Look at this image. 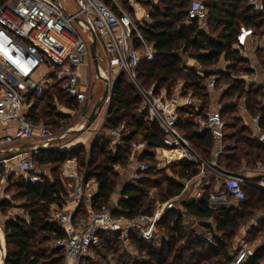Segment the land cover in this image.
Here are the masks:
<instances>
[{
  "label": "built area",
  "instance_id": "2783aa9c",
  "mask_svg": "<svg viewBox=\"0 0 264 264\" xmlns=\"http://www.w3.org/2000/svg\"><path fill=\"white\" fill-rule=\"evenodd\" d=\"M71 1L77 7L76 13L68 11L60 0H0V128H13L0 136V150H4L0 151V216L2 202L11 199L8 188L14 179L31 184L53 182L51 171L37 166L35 158L57 140L64 139L65 133L54 137L45 126L37 129L28 118V112L32 102L40 101L53 82L59 83L67 97L82 111L88 107L94 95L90 79L82 74V69L89 70L93 33L97 46L100 44L102 48L101 54L97 51L96 79L109 85L108 97L101 110L104 105H109L116 80L124 76L141 96V113L159 128L163 137V146L154 149L141 138L130 143L128 164L113 166V171L124 179L122 187L136 185L146 172H160L171 164L188 162L198 172L181 180V193L166 201H162L155 190L149 191L146 208L149 211L144 209L131 218L115 214L116 210L121 211L119 206L97 211L93 200L99 185L85 179L76 158L67 159L60 173L66 195L60 204L50 208L48 217V222L61 228L66 236L52 241L51 249L62 251L65 264H88L86 260L93 259L102 250L103 243L113 241L115 236L128 252L132 249L131 238L134 236L157 244L163 239L160 224L169 212L181 214L184 224L194 230L201 241L213 245L216 239L222 240V233L213 220L200 221L189 216L185 205L207 200L210 210L241 212L247 187L264 192V162L254 167L243 162L236 170L226 165L230 149L235 148L236 143L226 132L229 126L223 119V112L229 108L240 109L242 116L248 119L246 125L251 138L264 146L260 116L251 117L245 100L238 96L223 100V90L216 89L218 76H211L206 82L209 104L203 116H196L202 109V101L196 98L193 90H185L184 83L172 91L166 88L157 91L156 85L144 87L139 81L138 69L143 63H155L157 52L143 34V30L151 26L150 9L138 0ZM247 8L251 19L264 16V0H248ZM187 15L188 25L197 22L201 29H206L210 13L203 0H191ZM233 50L248 61L253 73L256 72L255 66L251 65V56L264 52V26L257 30L240 24ZM249 84L246 82L247 87ZM260 102L264 108V99ZM55 106L60 110L68 109L59 103ZM182 110L188 111L187 117L181 115ZM193 116H196V132L212 139L207 156L198 151L182 131L188 117ZM107 120L108 112L105 122ZM81 129L83 126L79 127ZM130 134L125 122L106 130L111 151L117 153L124 147ZM35 138L41 139L43 144L31 148L11 146ZM62 150L58 148V151ZM146 154L151 155L153 161L143 160ZM80 208H83V215L76 218ZM260 221L256 216L248 226L238 228L236 240L239 242L228 264H248L264 249V232L254 235ZM6 253L5 222L0 218V264Z\"/></svg>",
  "mask_w": 264,
  "mask_h": 264
},
{
  "label": "trees",
  "instance_id": "16d2710c",
  "mask_svg": "<svg viewBox=\"0 0 264 264\" xmlns=\"http://www.w3.org/2000/svg\"><path fill=\"white\" fill-rule=\"evenodd\" d=\"M138 1L152 10L150 13L153 23L148 29L143 30V34L157 52L155 63L140 65L138 77L141 84L146 88L156 85L157 91L163 88L172 91L178 79L182 78L185 82V90H193L195 96L202 100V109L196 116H203L209 104L206 82L211 76H218L216 89L224 82L223 100H229L234 96L245 100L249 115L260 116L259 125L264 131V108L261 107L260 102L264 99V87H257L255 84L247 87L246 82L233 78L241 73L247 75L253 73L248 61L242 59L238 51L233 50L238 27L240 24H246L259 30L264 26V16L258 18L259 21L249 18L248 0H203L210 13L204 30L197 22L187 24V9L191 0H163L167 3L163 12L160 9H153L151 0ZM180 52L189 53L190 58L203 69V73L195 68L181 66ZM223 56L230 63L226 71L220 70ZM258 58H261L260 64L264 66V52L260 51ZM213 69H217L218 72H213ZM55 100L63 103L68 109L77 106L63 92L59 83H53L45 90L42 99L33 101L30 106L28 118L35 126L42 122L46 127L53 126L57 129L61 127L59 121L65 116L56 112L53 106ZM45 101L47 104L39 110V105ZM112 102L105 130L116 128L125 122L131 131L126 145L117 153L111 151L109 141L105 138L96 140L88 151L83 146L58 151L57 145L62 141H56L35 158L37 166L46 167L51 171L53 182L31 184L22 181L14 182L10 186L16 187L19 199L27 202L30 221H4L6 264H65L61 250H52V256H49L51 248H43V245L66 236L61 228L48 222V217L50 208L60 204L66 195L60 173L67 159L76 158L81 171H85V179L94 180L99 185L93 201L95 209L101 211L109 206L115 188L121 182V176L113 171V166L128 164L131 153L130 143L141 138L151 149L163 146V137L159 128L146 120V114L142 117L135 115L142 99L126 77L120 76L116 80ZM235 111L236 108L226 109L223 112V119L227 122L226 119ZM186 112L188 111L182 110L181 115L184 116ZM196 116L188 118L182 131L192 145L207 156L212 148V139L209 135H200L196 132L194 129ZM231 118L234 124L229 139L236 143V147L230 149L226 165L236 170L243 162L251 167L264 162V146L251 138L248 127L242 125L239 128L237 118L235 116ZM142 159L153 161L149 154ZM197 172L195 166L188 162L171 164L160 172H146L136 185H128L121 190L118 203L121 211L116 210L115 214L132 218L138 216L144 209L148 212L146 208L149 191L155 190L158 197L166 201L181 193L183 188L180 184L181 180L191 178ZM7 206L8 201L2 202L1 215ZM185 211L189 216L200 221L213 220L218 231L222 233V240L216 239L213 245L201 241L194 230L184 224L181 214L169 212L159 227L163 236L160 248H157L156 243L145 242L135 236L131 238V244L138 252L133 264H228L234 255L231 244L241 223L264 211V192L258 188L247 187L241 212L235 209L210 210L207 200L200 204L195 202L186 204ZM83 212V208H80L76 218L81 217ZM260 224L264 225V219ZM261 228L263 229L257 228L254 235L264 232V226ZM181 244L184 245L180 246ZM120 246L121 243L115 236L113 241H105L102 250L97 253L105 251L114 254ZM187 256L189 260H186ZM248 264H264V249L259 251Z\"/></svg>",
  "mask_w": 264,
  "mask_h": 264
},
{
  "label": "rangeland",
  "instance_id": "374dc122",
  "mask_svg": "<svg viewBox=\"0 0 264 264\" xmlns=\"http://www.w3.org/2000/svg\"><path fill=\"white\" fill-rule=\"evenodd\" d=\"M61 2H63V4L65 5V7L67 8L68 11H70L71 13H76L77 12V7L76 5L73 3V1L71 0H60ZM152 3V7L153 9H160L162 12L166 9V1L163 0H151ZM126 8H128V4L125 3L124 5ZM152 10H150L151 12ZM133 17L134 16V12L132 13ZM153 23L152 19H151V24ZM76 29L79 31V33L82 35V37L87 41V37L84 36L81 32V30L77 27V24H75ZM97 51L99 54L102 53V48L100 46V44H98L97 46ZM180 54V58H181V66H187L189 68H195V70L199 71L200 73H203V69H201V67L198 65V63H195L194 60H192L190 57L191 55L189 53H179ZM259 64L262 62L261 58H258ZM194 64V65H193ZM262 64L259 65V68H261L259 70V77H258V83L255 84L257 85V87H264V85H262V83H264V81L262 80V77L260 78V76H264V66H261ZM193 66V67H192ZM83 74L86 76L88 75V78L90 79V87L93 90V100L90 101L89 105H88V116H90L93 112V109L95 107V105L97 104L98 100L102 97L104 91H105V83L103 82V80H99L96 79L97 76V68L96 65L92 59V57H90L89 59V70L84 71L83 69ZM213 72L217 73V69H213ZM244 73H241L237 76H233V78H239L241 76H243ZM56 83V82H53ZM182 83L185 84V82L183 81V79H178V81L176 82V85L174 86V88L178 85H181ZM224 90V82H222L219 85V88L217 89V91H221ZM197 98V97H196ZM202 101V100H201ZM57 103H59L60 105H64L61 102L58 101H54L53 106H55ZM47 104V101H45V103H42L39 105V110L44 107ZM113 102L112 99L109 103V105H104L103 109L99 112V116L97 118V120L89 125L87 119L83 118L82 116V110L79 106H76L74 109H67V110H60L58 107L55 106L56 108V112L59 114H62L63 116H65V118L63 120L59 121L60 124V128H55L53 126H48L46 127L42 122H40L38 125H36L37 129L42 128L43 126H45L47 129H49L54 137H58L61 134H66L68 131L75 129V128H79V126L83 125V129L80 131H72L68 137V139L62 141L60 144H58L57 146H61V144H65V143H70L71 141H75L78 138H83L88 142V147H85L86 150H90L92 144L96 141V140H101V138H105V140H107L106 138V130H105V126H101L102 124V118L104 116V111L109 112L110 107L112 106ZM65 106V105H64ZM202 106H203V102H202ZM66 107V106H65ZM201 111V110H200ZM187 113V112H186ZM145 113H141V106L140 108L136 111L135 115L138 117H142ZM235 114V115H233ZM231 116H235L237 118V125L239 126V128L244 125L247 127L246 125V121H248V119L244 118L240 112V109L236 108L235 113H232V115H230V118H227V123L229 124V128L226 131L227 134H231L233 132V120L231 118ZM184 117H187V114H184ZM189 118V117H188ZM48 121L50 122V119H48ZM57 129V130H56ZM62 129V130H61ZM61 130V131H60ZM68 148V147H67ZM43 168V167H42ZM45 169H47L46 167H44ZM81 173L85 176V171H81ZM118 180V179H117ZM124 180V179H123ZM121 182H124V181ZM14 182H22L21 179L17 180L14 179ZM119 182V180H118ZM120 182V183H121ZM121 190H122V186L121 184H117V187L115 188L114 194L112 195L110 204H109V208H114V203L118 200L120 194H121ZM8 194H10L11 199L8 201V206L6 207L4 213H2V215L0 216L2 221H16V220H26V221H30V216H29V210L26 207L27 202L19 199V195H18V189L16 187H9L8 188ZM261 214V212H259ZM257 216V215H256ZM255 216V217H256ZM259 216V214H258ZM262 217V215L260 216ZM251 220V219H250ZM249 221L243 222L241 223L240 227L242 226H248L249 225ZM264 225L260 224V229H263L261 227H263ZM239 227V228H240ZM240 230L238 229L236 231V235H238V232ZM264 231V230H263ZM251 238L248 239V242H250ZM238 242L236 240V236L234 237V240L231 244V248L233 250H235L236 246L238 245ZM52 243V241H51ZM51 243L49 244H44L43 248L49 249L51 248ZM184 244H181L180 246H183ZM157 248H160L161 246V242H158L156 244ZM52 249L50 250L49 256H52L51 253ZM130 252L126 251L123 249L122 245L120 246L119 249H117V252L114 254H109L105 251L96 253L95 257L93 259H89L86 260L88 264H133L135 259L138 257V252L136 251L135 248L129 250ZM130 257V258H129ZM52 258V257H51ZM130 259V260H129ZM186 260H189V257H186ZM192 260H196V259H192ZM212 261L214 260L211 259Z\"/></svg>",
  "mask_w": 264,
  "mask_h": 264
},
{
  "label": "crops",
  "instance_id": "0c3cea01",
  "mask_svg": "<svg viewBox=\"0 0 264 264\" xmlns=\"http://www.w3.org/2000/svg\"><path fill=\"white\" fill-rule=\"evenodd\" d=\"M259 53V52H258ZM258 53H256V54H252V56H251V60H252V62H251V65H254L255 66V68L257 69L256 70V72H254V73H252V74H250V75H247V74H243V76H241V77H239V78H235V79H240L241 81L242 80H244V82H247V83H250L249 85H251V84H257L258 83V77H259V70L261 69V68H259V61H258ZM221 64H220V70H223V71H226L227 70V68H228V66L230 65V63L229 62H227L226 60H225V57L223 56L222 58H221ZM195 62V61H194ZM196 63V62H195ZM249 64V63H248ZM194 65V64H193ZM193 67V66H192ZM84 69V71H86V68H83ZM83 69H82V74L84 73L83 72ZM84 75V74H83ZM202 75V74H201ZM85 76V75H84ZM203 76V75H202ZM262 77V80L264 81V76H260V78ZM104 82V81H103ZM262 85H264V83H262ZM223 92H224V90H223ZM83 112V111H82ZM105 117H106V113H105V111H104V116H103V118H102V124H101V126H105ZM84 118V117H83ZM81 126H83V125H81ZM81 126H79V127H81ZM84 127V126H83ZM13 128L12 127H10V128H8V129H4V128H0V136H4V135H6L7 133H9L11 130H12ZM82 130V129H81ZM72 131H80L79 130V128H75V129H72V130H70V131H68L66 134H64L65 136H64V139H62V140H57V141H64V140H66V139H68V137H69V135H70V133L72 132ZM41 144H43V142H42V140L41 139H38V138H35V139H33V140H31V141H29V142H26V143H15V144H12L11 146H12V148L13 147H16V148H22V147H24V148H31L32 146H36V145H41ZM88 142L85 140V139H83L82 137L81 138H78V139H76L75 141H71L69 144L68 143H65V144H63V145H61L60 146V148H63V150H66V149H73V148H75V147H78V146H83V147H88ZM10 147V146H9ZM8 147V148H9ZM68 147V148H67ZM1 151V153L4 151L3 149H1L0 150ZM123 180V178H122V176H121V181ZM124 181V180H123ZM122 183V182H121ZM120 183V184H121ZM122 186V185H121ZM124 187H122V189H123ZM119 200H120V196H119V198H118V200L114 203V208L116 207V206H118V203H119ZM109 208V207H108ZM110 209H112L111 207H110ZM258 214H259V216H258ZM257 214V217H258V219H260V220H262L263 218H264V211H261V214L260 213H258ZM262 215V217H260Z\"/></svg>",
  "mask_w": 264,
  "mask_h": 264
},
{
  "label": "water",
  "instance_id": "95a60500",
  "mask_svg": "<svg viewBox=\"0 0 264 264\" xmlns=\"http://www.w3.org/2000/svg\"><path fill=\"white\" fill-rule=\"evenodd\" d=\"M52 1L56 2L57 0H52ZM90 54H91V57H92L95 65H96V68L98 70L99 62H98V55H97V38H96L95 34H93V33H92V40L90 43ZM108 93H109V85L106 84L105 85V91H104L102 97L98 100V102L95 105L93 112L90 116H88V107L87 106L84 107L82 116L85 119H87L89 125L93 124L97 120V118L99 116V112L101 111L102 104L106 100V98L108 97ZM6 257H7V253H6ZM6 257L4 259L3 264H6Z\"/></svg>",
  "mask_w": 264,
  "mask_h": 264
}]
</instances>
